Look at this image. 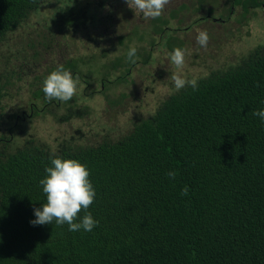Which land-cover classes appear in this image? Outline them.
I'll return each instance as SVG.
<instances>
[{"label":"trees","instance_id":"trees-1","mask_svg":"<svg viewBox=\"0 0 264 264\" xmlns=\"http://www.w3.org/2000/svg\"><path fill=\"white\" fill-rule=\"evenodd\" d=\"M45 1L0 0V125L22 110L34 117L60 106L42 91L57 66L40 74L37 44L18 48L8 39ZM75 1L53 18L59 30L85 28L102 9L104 26L118 0H97L94 11ZM30 49L31 63L22 59ZM121 63L129 73L133 63L122 56L114 67ZM62 65L86 86L94 78L75 59ZM27 78L32 99L6 112L20 89L14 82ZM197 83L165 98L119 139L62 142L56 149L30 140L2 152L0 264H264V122L253 115L264 108V46ZM70 117L71 111L58 119ZM53 157L76 159L89 170L96 195L86 211L98 221L91 231L30 223L34 208L46 203L39 181ZM171 170L175 179L166 175Z\"/></svg>","mask_w":264,"mask_h":264},{"label":"rangeland","instance_id":"rangeland-1","mask_svg":"<svg viewBox=\"0 0 264 264\" xmlns=\"http://www.w3.org/2000/svg\"><path fill=\"white\" fill-rule=\"evenodd\" d=\"M96 1L75 2L78 5L88 4L89 9L94 11ZM178 1L181 0H170L161 18L147 20L130 9L125 0L113 1L104 26L99 21L104 14L102 9L85 28L79 26L63 30L58 29L53 18L73 2L46 0L42 3L21 26L9 33V43L28 49V43L34 41L37 44L34 49L38 51L36 62L39 63L35 67L40 74L45 68L50 70L75 59L79 71L83 73L93 69L91 75L94 78L87 86L78 79L76 100L60 101V106L53 110L54 114L47 112L21 121L23 133L7 149L13 151L16 145L22 146L24 140L56 149L62 142L96 144L102 140L119 139L135 123L152 116L159 104L177 91L171 80L172 73L177 69L169 55L175 48L188 50L182 74L186 79L195 78L198 81L212 73L227 70L259 45L264 46V13L254 18V9L250 8L241 18L238 7L237 14L242 22L232 23L226 30L221 28V24L213 22L214 26L201 21L198 26H193L195 19L203 16L205 10H200L192 1L193 8H187L184 2L179 8L180 15H174V5ZM245 1L251 3V0ZM229 2L217 0L214 8L223 3V9H227ZM162 20H167L166 24H162ZM188 24L190 27L183 30ZM176 27H182L177 34L174 33ZM201 30L209 34L206 48L196 42V35ZM130 46L137 48V58L129 73L125 74L123 63L114 67V61L118 57H126ZM2 50H5V45ZM32 54L33 50H26L22 59L29 58L31 63ZM11 60L16 62L15 53L11 54ZM101 77H104L103 84ZM14 85L20 89L19 92L12 91L16 96L6 103V112L10 108L17 111L18 104L32 99L28 78L27 81H15ZM69 111L71 117L68 120L58 119ZM3 132L0 129V133Z\"/></svg>","mask_w":264,"mask_h":264},{"label":"clouds","instance_id":"clouds-1","mask_svg":"<svg viewBox=\"0 0 264 264\" xmlns=\"http://www.w3.org/2000/svg\"><path fill=\"white\" fill-rule=\"evenodd\" d=\"M127 6L137 14H142L145 20L159 18L169 4L170 0H125ZM209 41L207 31L201 30L196 35V42L202 48H206ZM187 49L175 48L169 55L172 64L177 71L172 73L171 80L177 91L185 86H191L193 90L198 87L197 79H186L182 74L185 66V56ZM137 48L130 46L126 53V61L136 63ZM78 78H73L70 70L58 65L44 79L42 91L45 99L52 101L69 102L77 93ZM254 116L264 122V108L253 112ZM50 167H46L47 175L39 183L42 191L46 195V203L42 208H34L35 219L30 220L32 225L52 224L68 225L69 231H91L97 226L96 221L90 212L86 210L92 205L95 198V189L89 180V170L76 159H62L53 157ZM166 175L170 179H175L177 173L171 170ZM189 188L185 186L181 190L182 195H187ZM84 210L86 214L76 222L79 213Z\"/></svg>","mask_w":264,"mask_h":264},{"label":"flooded vegetation","instance_id":"flooded-vegetation-1","mask_svg":"<svg viewBox=\"0 0 264 264\" xmlns=\"http://www.w3.org/2000/svg\"><path fill=\"white\" fill-rule=\"evenodd\" d=\"M183 3H182V2ZM178 1L174 5V15H180V6L184 4V2L187 3V8H193L191 6V1L200 8V10H205V14L202 16H198L197 19L194 21L193 26H198L199 21L201 22H208L211 26V22L213 23H219L221 24V28L228 29L232 23H236L242 20L239 19L238 13V7H240L241 10V18L244 17V14H247L250 10V8L254 9V18L257 17V15L264 13V0H251V3L245 7L244 6V0H230L229 6L227 9H223V3H220L219 6L215 7L217 0H181ZM205 7V8H202ZM182 8V7H181ZM239 10V11H240ZM218 15V16H216ZM263 18L260 20L262 21ZM201 24V23H200ZM190 27L188 24L187 26L183 27V30H186ZM182 27L177 28L174 33L177 34L178 31H181ZM258 47H263L259 45ZM28 117H30L29 113H25V110H22L21 113H17L16 116L9 117L6 123H3L0 125V129H3L5 134L8 136V138L2 137L0 140V156L2 152L7 151L9 145H13L15 143L16 138H18L19 135L23 133V128L21 127V121L26 120ZM30 140H24L23 145ZM22 145V146H23ZM21 146L16 145L15 149L19 148Z\"/></svg>","mask_w":264,"mask_h":264}]
</instances>
